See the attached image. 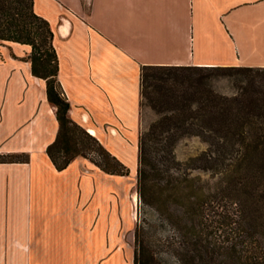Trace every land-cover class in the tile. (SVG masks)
<instances>
[{
    "label": "crops",
    "instance_id": "crops-1",
    "mask_svg": "<svg viewBox=\"0 0 264 264\" xmlns=\"http://www.w3.org/2000/svg\"><path fill=\"white\" fill-rule=\"evenodd\" d=\"M34 9L54 32L69 117L124 164L139 147L142 67L264 68V0H34ZM31 51L0 41V155L29 159L0 163V264H134L122 177L81 156L58 171L47 154L60 125Z\"/></svg>",
    "mask_w": 264,
    "mask_h": 264
},
{
    "label": "trees",
    "instance_id": "trees-1",
    "mask_svg": "<svg viewBox=\"0 0 264 264\" xmlns=\"http://www.w3.org/2000/svg\"><path fill=\"white\" fill-rule=\"evenodd\" d=\"M0 41L32 48L29 59L33 74L46 81L48 100L57 109L59 134L47 149L56 169H67L81 156L108 175H128L129 169L123 162L69 117L70 104L58 81L54 32L50 23L36 13L34 0H0ZM234 72L244 74L245 78L233 95L220 94L210 85L213 77ZM141 95V109L148 104L160 117L140 135V195L146 197L151 188L161 198L182 200L192 222L187 227L189 236L199 239L187 244V248L196 250L207 229L208 210L231 208L233 241L226 248L230 264H261L264 261L261 244L264 242V68L144 66ZM185 137L199 138L207 144V149L190 159L182 170L175 149ZM28 161L27 156L0 155V163ZM194 167L211 171L217 178L215 186L205 188L189 178V170ZM242 230L245 244L240 250L242 240L238 237ZM216 251L217 248L205 249L204 255L200 252L199 256H204L201 264H214V257L210 256H215ZM207 256L210 260H206ZM134 261L151 264L145 253L135 252Z\"/></svg>",
    "mask_w": 264,
    "mask_h": 264
},
{
    "label": "rangeland",
    "instance_id": "rangeland-1",
    "mask_svg": "<svg viewBox=\"0 0 264 264\" xmlns=\"http://www.w3.org/2000/svg\"><path fill=\"white\" fill-rule=\"evenodd\" d=\"M252 75L258 76L255 73ZM244 78L245 75L242 73H229L213 77L210 80V85L220 94L233 95ZM159 117L158 113L146 104L141 109L140 135L147 131ZM206 149L207 144L199 138L185 137L180 140L176 145L175 155L177 160L183 164L182 170L187 168L185 164L190 159L199 156ZM125 165L129 169V174L116 176L122 177L120 180L122 183L121 201H119L118 207L122 213L123 240L132 243L135 252L145 253L151 264H201L204 262V256H199V254L205 253V249L214 251L217 248L215 256H210L214 257V264H230L226 248L230 247L233 241L232 220L234 217L231 208L230 210L210 208L206 216L207 229L201 238L202 242L197 247L193 246L197 250L187 248V244L199 239L193 235L189 236L188 229L192 222L182 200L165 196L161 198L154 194L151 188H149L150 191L146 197L140 195L138 185L139 147L133 154V163ZM188 177L192 178L197 185L205 188H213L217 181L211 171L204 172L195 167L194 169L190 168ZM128 222L130 223L129 227ZM243 237L244 231L242 230L238 237L242 240L239 244L240 250L244 249ZM261 244L264 250V242ZM206 260H210V258L207 256ZM261 264H264V261Z\"/></svg>",
    "mask_w": 264,
    "mask_h": 264
}]
</instances>
